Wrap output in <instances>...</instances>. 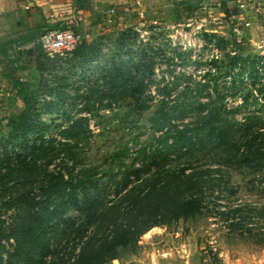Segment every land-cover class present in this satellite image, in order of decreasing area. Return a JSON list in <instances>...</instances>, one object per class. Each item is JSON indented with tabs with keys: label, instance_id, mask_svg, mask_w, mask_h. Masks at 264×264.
<instances>
[{
	"label": "rangeland",
	"instance_id": "1",
	"mask_svg": "<svg viewBox=\"0 0 264 264\" xmlns=\"http://www.w3.org/2000/svg\"><path fill=\"white\" fill-rule=\"evenodd\" d=\"M140 2L142 18L134 13L132 3L121 5L116 22L93 29L92 41L76 55L49 58L37 50L17 63L13 73L20 95L34 98L28 119L33 130L22 133L0 117L4 264L15 246L4 237L23 211L11 202L14 193L34 188L35 196L53 178L87 177L97 183L91 193L97 189L113 198V181L119 178L121 166L135 164L147 170L144 157L135 158L152 141L150 119L159 106H174L172 122L180 128L197 121L194 108L199 101L209 104L208 109L222 106L224 119L238 123L256 115L258 126L264 128V59L254 47L264 35V16L244 29L240 21L229 18L235 3L224 1L220 11L211 13L212 3L206 7L199 0ZM260 59L257 71L239 75L242 63L259 65ZM235 60L239 63L230 67ZM245 98V107L235 114L229 112ZM149 148L152 152L154 144ZM170 158L176 169L209 168L205 208L195 217L153 228L151 239L141 238H149L150 243H139L136 254L129 252L108 264H135L137 256L147 252L151 257L157 249L171 248L178 255L183 244L187 264H264V213L259 214L264 206V166L218 165L207 152L195 154L190 163L180 153ZM48 195L53 204L54 190ZM238 204L245 208L229 214ZM81 207L79 203L69 210L58 228L51 223L52 228L67 227Z\"/></svg>",
	"mask_w": 264,
	"mask_h": 264
},
{
	"label": "trees",
	"instance_id": "2",
	"mask_svg": "<svg viewBox=\"0 0 264 264\" xmlns=\"http://www.w3.org/2000/svg\"><path fill=\"white\" fill-rule=\"evenodd\" d=\"M88 43L80 44L74 54L85 50ZM261 60L259 65L242 66L245 64L242 63L239 75L257 71ZM238 63L235 60L230 67ZM23 99L24 110L10 117L8 125L27 133L33 130L28 119L34 98L24 96ZM246 105L247 98L240 107L229 112L238 113ZM209 107L205 102H197L194 108L198 113L197 121L183 123L180 128L172 122L174 106H159L150 119L152 141L149 144L147 140V146L139 150L135 158L140 161L144 157L147 170L135 164L121 166L119 178L113 181V198L97 189L91 193L97 183L87 177L53 178L45 189L38 188L41 194L35 196L34 188L14 193L11 202L21 206L23 211L18 216V224L10 226L4 237L6 241L15 242L14 251L9 254L11 258L5 264L16 261L23 264H108L121 260L129 252L136 254L142 236L153 228L200 215L207 200L206 172L210 170L174 168L169 160L178 153L190 159L188 163L195 154L207 152L213 154L212 163L218 165L263 167L264 128L258 126L260 118L247 115L238 123L224 119L220 112L222 106ZM151 144H154L152 152ZM187 169L191 170L188 174ZM50 190H54L53 204L48 195ZM79 203L82 205L79 216L67 227L57 230L63 216ZM244 208L238 204L228 213L235 215ZM261 209L260 215L264 213V206ZM53 222L57 226L55 229L51 226ZM2 254L0 250V264H4Z\"/></svg>",
	"mask_w": 264,
	"mask_h": 264
},
{
	"label": "crops",
	"instance_id": "3",
	"mask_svg": "<svg viewBox=\"0 0 264 264\" xmlns=\"http://www.w3.org/2000/svg\"><path fill=\"white\" fill-rule=\"evenodd\" d=\"M134 1L142 0H37L32 9L25 10V0H0V117H4L7 122L10 117L18 115L25 108L18 87V77L13 71L17 70L15 67L23 55L42 51L39 41L48 27V12L68 13L75 6L86 20V23L78 28V32L89 31L93 37V29L102 23L107 24L109 9H115L118 13L117 9L121 5L132 3L133 6ZM149 235L150 232L144 237L151 239ZM147 239L149 238L142 239L139 243L147 245L150 243ZM155 252L159 255H155ZM176 252L178 255H175L171 248L166 251L157 249L151 252V257L150 253L143 252L134 261L135 264H187L184 263L182 252Z\"/></svg>",
	"mask_w": 264,
	"mask_h": 264
},
{
	"label": "built area",
	"instance_id": "4",
	"mask_svg": "<svg viewBox=\"0 0 264 264\" xmlns=\"http://www.w3.org/2000/svg\"><path fill=\"white\" fill-rule=\"evenodd\" d=\"M224 1L235 3L236 10L234 14L229 15L230 20L240 21L241 27L249 29L264 16V1L263 0H202L203 5L206 7L211 2L210 11L218 12L223 8ZM37 0H25L23 9L30 10L36 5ZM134 13L142 18L144 16V9L140 1H136L133 5ZM205 9V8H204ZM48 21L47 30L40 38V46L42 52L49 58L71 57L76 51L77 47L84 42H91L92 35L89 31L83 33L78 32L81 24H85L86 20L80 15L78 9L74 6L68 13L65 12H48L46 14ZM116 20L115 9L107 11L106 23H114ZM206 23V19H203ZM236 33H239L237 27L234 28ZM255 49L264 57V35H262L258 42L255 44ZM183 258L188 259L186 246L181 245Z\"/></svg>",
	"mask_w": 264,
	"mask_h": 264
}]
</instances>
